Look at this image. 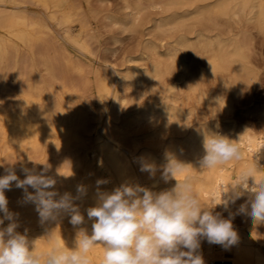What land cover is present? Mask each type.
Listing matches in <instances>:
<instances>
[{
    "label": "bare ground",
    "instance_id": "obj_1",
    "mask_svg": "<svg viewBox=\"0 0 264 264\" xmlns=\"http://www.w3.org/2000/svg\"><path fill=\"white\" fill-rule=\"evenodd\" d=\"M122 1L126 17H115V23L134 30L141 26L145 11H161L164 14L151 29L174 32L173 40L166 46L146 39L139 58L142 67L132 65L125 74H111L87 65L78 55L75 58L68 48L90 52L84 37L71 31L73 21L82 32L90 28L92 11L82 0H0V176L13 168L24 179L22 168L39 172L47 165L46 174L56 180L55 190L78 197L75 203L84 216L77 227L69 223L67 214L42 223L35 206L24 202L23 190L13 183L6 190L9 211L16 212L21 225H40L26 237L30 247L35 242L38 253L57 244L74 248L79 230L91 235L93 221L87 218V209L97 203L98 180L106 181L100 191L111 192L124 183L143 186L145 175L148 188L159 193L187 178L205 205L213 204L222 186L234 183L232 178L254 162L260 170L257 179L264 178V111L260 130L236 127L230 114L231 94L243 83L251 87L257 79L252 30L264 38V0ZM11 61L13 69L20 63L24 67L12 70ZM90 83L99 101L98 117L88 100ZM122 84L128 94L145 90L153 96L136 104L121 94ZM210 100L219 109L211 107ZM202 105L210 109L201 112ZM144 127L150 128L144 133L150 143L140 149L132 133ZM164 134L167 138L162 142L163 136L159 138ZM208 134L237 143L242 159L201 170ZM90 138L93 146H87ZM168 155L187 165L177 175L178 181L161 178ZM142 162L156 166L154 177L140 170ZM78 185L85 186V195L77 193ZM246 199L237 200L228 211L236 213ZM242 219L244 225L234 227L239 241L230 248L202 241L199 253L204 264H264V224L253 228L248 216ZM103 253V246L95 245L89 253L92 264H101Z\"/></svg>",
    "mask_w": 264,
    "mask_h": 264
},
{
    "label": "clouds",
    "instance_id": "obj_2",
    "mask_svg": "<svg viewBox=\"0 0 264 264\" xmlns=\"http://www.w3.org/2000/svg\"><path fill=\"white\" fill-rule=\"evenodd\" d=\"M203 150L199 161L201 170L242 159L238 144L223 135H205ZM185 166L168 155L161 178L165 182L177 180ZM47 167L39 172L22 168L24 179H20L13 168L6 169V174L0 176V213H3L0 225L4 220L10 221L6 228L0 229V264H92L89 253L97 244L104 248L101 264H204L199 253L202 241L225 249L238 243L239 235L233 226L235 215L248 216L253 228L264 224V178L257 179L260 170L255 162L239 176H234V183L222 186L210 206L201 202L187 178L183 182L177 180L172 189L159 193L128 183L111 192L100 191V185L106 181L98 180L97 203L87 209V218L93 221L91 235L79 230L74 248L57 244L38 253L35 242L30 247L26 235L16 231L19 224L15 214L9 211L5 195L13 183L23 190L24 202L35 206L42 223L55 221L62 214L70 217L73 227L84 223V216L75 203L78 197L67 192L60 195L55 190L56 180L46 174ZM140 170L154 177L157 168L142 162ZM29 188L33 191L29 192ZM86 192L85 186H77L80 196ZM245 196V203L236 213L229 212L228 218L214 214L215 207L221 206L227 211Z\"/></svg>",
    "mask_w": 264,
    "mask_h": 264
},
{
    "label": "rangeland",
    "instance_id": "obj_3",
    "mask_svg": "<svg viewBox=\"0 0 264 264\" xmlns=\"http://www.w3.org/2000/svg\"><path fill=\"white\" fill-rule=\"evenodd\" d=\"M82 2L86 7H89L92 11V13L88 18L89 20L88 25L90 28L87 29V31L82 32L80 30L79 24L76 21H73L72 22L73 26L71 31L73 32V35H79L78 33H80L79 36L84 37V39L89 44L90 52L81 54L80 49L72 45L71 46L68 45V48L70 49L71 54L75 56V58L78 55L82 62L86 63L87 65H91V67L94 68L100 67L103 69V71L107 73L111 72V74L113 71L115 72V74L116 73L125 74L130 71L129 67H131L132 65L138 66L139 68L142 67L143 65L142 63L144 61L140 60L139 58L142 57L144 47L148 40L151 41L155 40L157 42L163 43L166 46L169 42L171 43L173 40L172 37L174 32L160 34L156 32L153 27L151 29V25H154L155 20L161 18L162 15L164 14L161 11H156L152 9H148L147 11H145L144 12L145 16L143 15L142 17L143 19H141L140 21L141 26L138 25L135 28L137 30L136 31L135 29L130 30L129 28L123 27L120 24L114 22L115 17L120 19L126 17V11L124 9V4L122 0H82ZM241 24H242L241 27L244 26V21ZM242 29L244 32V27ZM252 33H253V37L255 38V39L253 38L254 45L252 51V58L254 62L252 63L253 65H255L254 67L257 70V79L256 82L253 85H251V87L246 86L243 83L238 88V90L234 92V94H231L232 103H233L231 107L233 109H230V114L232 113L231 115L233 120L231 119V121H233L236 127L241 129L244 127H250L254 130L256 129L260 130V128L262 127L261 124L262 119L260 117L262 111H264V38L261 35H258L255 30H252ZM30 63L31 62L26 64L29 65ZM13 64H14L13 61L9 62L10 68H12V70L17 71L24 67L23 63L22 64L20 63L18 68L13 69ZM38 68L40 70V73L44 74L43 68L41 66H39ZM124 85L125 84L119 86V89L122 92L121 94L129 95L128 99L136 104H139V101L140 102L149 101L153 96L151 92L145 93V90H139L133 93L132 96L131 94H128L127 88L126 89L124 88L126 87V85L125 86ZM88 95H89L88 100L90 102V108L92 112L95 114V116L98 117L100 114L99 101L96 96V89L92 83L89 84ZM234 95L236 96L234 97ZM209 102L212 104L211 107L214 106L215 108L219 109L218 105L214 104L213 101L210 100ZM205 106L206 105L201 106V112H206L210 109V107L208 106H206V108L203 109L202 107ZM120 108L122 109V107ZM136 130H138L139 132H137ZM148 131H150V128L147 127L133 130L132 133V135H134L133 138L135 141L137 142L139 141L138 143H140L139 145L140 149L145 146H148L150 143V140L144 137V133L146 134ZM166 136L167 135L165 134L161 135L159 139L161 140L162 137V142H165L164 139L167 138ZM147 141L148 143H146ZM89 144L92 146L94 145V142L91 138L87 142V146H90ZM48 158H51V156H49ZM32 163L34 165L33 161L30 164ZM144 176H143V184H144L143 186L148 188L149 178L145 176V178H147L145 179ZM108 183L111 184L112 181H109ZM5 195L10 197L9 194L7 195L6 191H5ZM205 205L210 206L212 204L208 202ZM219 209L220 207L219 208L218 206L215 207L213 209L214 214L220 213L224 218H228L229 212L235 213V211L233 210L225 211L223 209L222 210ZM13 213L15 214V216H17L16 212ZM9 223L10 221L5 220L4 225H0V229L6 228ZM233 223H234L233 224L234 227L243 226L244 223L242 219V214H237L233 219ZM20 225L21 224H19V227L16 229V231L22 235H26V237L28 236V234H31V232H33L34 230L41 228L40 225L38 226L36 225L20 226ZM225 254L228 255V253Z\"/></svg>",
    "mask_w": 264,
    "mask_h": 264
},
{
    "label": "water",
    "instance_id": "obj_4",
    "mask_svg": "<svg viewBox=\"0 0 264 264\" xmlns=\"http://www.w3.org/2000/svg\"><path fill=\"white\" fill-rule=\"evenodd\" d=\"M217 264H221L220 262H217ZM225 264H229V263H225Z\"/></svg>",
    "mask_w": 264,
    "mask_h": 264
}]
</instances>
